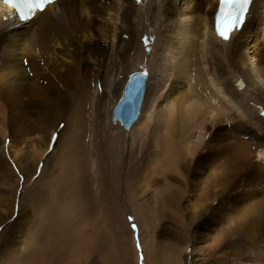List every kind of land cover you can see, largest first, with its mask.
Masks as SVG:
<instances>
[{
  "label": "bare ground",
  "instance_id": "obj_1",
  "mask_svg": "<svg viewBox=\"0 0 264 264\" xmlns=\"http://www.w3.org/2000/svg\"><path fill=\"white\" fill-rule=\"evenodd\" d=\"M218 5L219 0H183V5L179 0H57L22 22L0 0V182L8 188L6 194L18 185L7 154L14 153L18 165L26 141L30 146L36 141L22 156L25 162L34 159L32 167H37L51 134L65 120L67 128L59 132L43 173H53L59 160L58 172L68 168L76 179L81 177L88 163L83 139L89 131L88 161L100 184L103 149L118 157L129 149L130 158L139 152L140 162L146 159L152 171L175 174L170 178L177 186L173 191L163 179L167 191L157 201L165 205L181 206L187 184H205L209 192L200 196V208L186 200L192 206L189 227L215 241L216 256L193 258L186 254L190 241L169 231L177 239L165 257L160 253L157 264H253V255H247L251 244L232 241L228 231L219 229L234 209L228 205L232 211L223 219L213 202L227 206L224 195L236 192L246 204L258 201L256 186L264 174V0H253L241 30H234L228 40L214 28ZM143 70L147 80L140 114L126 129L119 121L113 123V110L129 76ZM5 76L13 79L12 85L5 83ZM238 80L244 88L236 86ZM221 121L233 122L248 150L235 163L242 174L219 189L221 181L228 184L223 148L214 149L222 143L221 129L214 127ZM30 122L29 131L22 124ZM195 131L203 134L197 141ZM254 158L260 163L254 164ZM64 203L59 212L71 214L72 199ZM246 206L244 214L253 212L257 221L264 217L262 200L254 208ZM178 220L183 224L185 219ZM246 224L244 217L236 231L241 233Z\"/></svg>",
  "mask_w": 264,
  "mask_h": 264
},
{
  "label": "rangeland",
  "instance_id": "obj_2",
  "mask_svg": "<svg viewBox=\"0 0 264 264\" xmlns=\"http://www.w3.org/2000/svg\"><path fill=\"white\" fill-rule=\"evenodd\" d=\"M179 2L183 5V0ZM25 67L27 68V63ZM27 74L33 79L29 68ZM3 79L6 84L12 85L13 79L9 76ZM36 118L32 119L34 123L37 122ZM229 122L221 121L217 122V126L214 125L216 129H221L218 139L222 142L221 146H214V149L223 148L222 161L227 162L224 171L228 184L221 181L218 183L219 189L223 188V185L234 183L242 174V168L235 163H238L248 150L242 143L244 141L241 139L244 140V137L241 132L232 127V121ZM30 124L32 123L22 125L30 131ZM38 125L40 126L41 122ZM34 126L37 125H33L32 130ZM208 126L212 125L208 124ZM66 128L67 122L60 121L51 134L47 151L37 167H32L34 159H30L31 163L23 159L27 150L35 148L36 141L32 142L34 146H30V141H26L29 147L23 145V156L16 158L18 165L14 153L7 154L10 167L13 168L14 173H17L15 178L18 180V185L16 190L12 189V193L6 194L8 188L0 182V264H157L162 255L166 256V252L171 249L170 245L177 239H172L168 234L169 231H174L181 241L185 239L190 241L186 254L192 255L193 258L201 260L208 255V259H213L212 257L216 256L213 246L215 241L211 237H203L202 232H196V229L189 227L191 205H198L197 208H200V196L206 191L209 192L203 182L196 181L194 187L187 184L184 188L185 197L182 202L191 199V205L184 202L180 203L181 206H168L157 199L159 195L162 199L165 197L167 191L164 187L165 182L172 184L171 191L176 189L175 182L170 180L175 174H169L159 168L152 171L153 168L146 166V159V162L143 159L140 162L142 155L139 152L130 158L129 149L121 152L123 155L120 157L119 154H111L103 149L104 151L101 150L100 153L102 172V184H100L96 182L88 161L91 135L89 131L83 139V153L88 163L81 177L76 179L68 173V168L58 172L59 160L53 163V173H43L46 160L54 150L61 130L64 132ZM262 129L264 130L263 126ZM201 135L203 134L200 131L194 132V136H197L196 141ZM205 138L207 141L208 135ZM145 157L147 158L148 155ZM257 159L252 160L254 164L260 163ZM263 176L259 178L261 185L258 183L256 186L257 191L259 190L255 193L258 194L257 202L249 198L251 202L246 204L237 199V192L224 195L227 206L213 202V206L218 207L215 212L223 219L227 218L225 215L229 216L230 211L234 209L231 218L224 219L219 229L228 231V239L232 241L239 240L241 244H251L247 255H253L255 259L253 264H264V217L257 221L253 212L244 214V210L246 205L253 207L261 200L264 202ZM244 193L240 194L243 198ZM71 199L72 213L59 212V206ZM228 205H231L232 209ZM177 215L180 217H176ZM244 217L247 224L243 229L241 228V233L243 232L241 234L236 228ZM177 218L185 219L182 220L183 224Z\"/></svg>",
  "mask_w": 264,
  "mask_h": 264
},
{
  "label": "snow or ice",
  "instance_id": "obj_3",
  "mask_svg": "<svg viewBox=\"0 0 264 264\" xmlns=\"http://www.w3.org/2000/svg\"><path fill=\"white\" fill-rule=\"evenodd\" d=\"M3 3L14 9L21 21H27L37 11H44L46 5L55 3V0H3ZM249 4L250 0H220L215 17L217 35L228 40L230 34L244 22Z\"/></svg>",
  "mask_w": 264,
  "mask_h": 264
},
{
  "label": "water",
  "instance_id": "obj_4",
  "mask_svg": "<svg viewBox=\"0 0 264 264\" xmlns=\"http://www.w3.org/2000/svg\"><path fill=\"white\" fill-rule=\"evenodd\" d=\"M146 80L147 72L145 70L134 72L129 76L123 94L113 110V123L119 121L126 129H130L140 114L146 90ZM236 86L242 89L244 83L238 80ZM261 116L264 118V109L261 111Z\"/></svg>",
  "mask_w": 264,
  "mask_h": 264
}]
</instances>
